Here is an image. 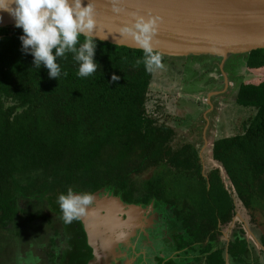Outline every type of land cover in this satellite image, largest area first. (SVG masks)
<instances>
[{
    "label": "trees",
    "instance_id": "obj_1",
    "mask_svg": "<svg viewBox=\"0 0 264 264\" xmlns=\"http://www.w3.org/2000/svg\"><path fill=\"white\" fill-rule=\"evenodd\" d=\"M22 34V28H0V237L12 231L14 238H32L39 229L41 240L47 228L54 235L53 258L61 253L54 247L60 241L70 264H88L93 257L83 223H65L58 204L71 188L168 210L175 221L173 249L189 256L188 264H228L227 258L257 264L263 235L259 252L238 234L228 242L220 238L236 216V200L246 210L264 205V81L239 84L235 103L255 114L241 133L213 143L219 168L205 174L198 149L173 148L174 131L148 113L155 69L146 70L143 50L95 40L97 71L78 77L69 53L58 61L68 75L58 80L46 68H34L33 57L22 51ZM159 55L161 64L172 58ZM237 57L248 71L264 72V49ZM150 169L149 179L138 180ZM177 183L179 194L173 191Z\"/></svg>",
    "mask_w": 264,
    "mask_h": 264
},
{
    "label": "rangeland",
    "instance_id": "obj_2",
    "mask_svg": "<svg viewBox=\"0 0 264 264\" xmlns=\"http://www.w3.org/2000/svg\"><path fill=\"white\" fill-rule=\"evenodd\" d=\"M214 59L215 56H190L189 60L181 57L167 59L162 67L156 68L154 71L146 104L148 113L156 118L159 125L162 124L174 131L173 148L188 144L198 149L205 174L212 169L219 168V164L213 161L211 156L213 143L241 133L242 126L255 114L254 109L242 108L235 103V93L239 84H259L264 81V72L248 71L242 67L241 62L244 61V58L233 55L227 59L228 61L226 60L228 74L223 71L227 76L225 84L224 74L220 70L222 59L220 62ZM224 67L225 64L223 70ZM153 171V169L148 170L138 180L149 179ZM222 174L226 186L230 188L223 169ZM176 185L173 187V191L179 194V190L182 191V189L178 183ZM191 189L195 190L194 184ZM235 204L236 216L228 227L221 229L223 236L220 241H229L234 238V234H238L246 238L259 252L262 249L259 240L262 235L264 236V205L246 210L237 200ZM150 206L152 208L145 207V209L147 210L146 216L149 213L151 217L143 216L142 219L135 222L137 234L145 235L150 240V242L140 244L143 250L139 255L145 254L144 251L147 254H152L156 248L170 245L167 240L161 241L160 237L157 238L160 235L159 230H164V227L160 226L169 221L168 216L157 213L153 209V205ZM45 213L46 216L54 219L53 214ZM42 216L45 217V215ZM145 219L152 221V224L145 222ZM11 232L6 233L5 238L0 237V257L2 258L0 264H36L38 259L31 249L41 253L40 256H43L45 264H51L46 260L52 250L49 245L50 239L54 238L49 229H44V238L41 240L38 239L37 234L42 233L43 230H34L32 238L23 237L22 239L12 237ZM169 233L170 235L174 233L171 227H169ZM157 239L158 241H156ZM139 241L140 239L134 241V249L139 246ZM57 245L56 251L61 247L60 243ZM7 247L10 248L13 256L10 254L6 256L4 248ZM24 248L25 251H23ZM55 254L56 252H53L52 255ZM62 254H65V250L58 255V258L61 257L59 261L62 264H70L71 260ZM226 260L228 264H231L228 259ZM184 261L188 264V257L172 259L173 264H185ZM40 262L44 264L41 258ZM257 264H264V261L257 262Z\"/></svg>",
    "mask_w": 264,
    "mask_h": 264
},
{
    "label": "water",
    "instance_id": "obj_3",
    "mask_svg": "<svg viewBox=\"0 0 264 264\" xmlns=\"http://www.w3.org/2000/svg\"><path fill=\"white\" fill-rule=\"evenodd\" d=\"M94 4L95 40L115 46L143 50L135 39L121 35V29L132 23L130 14L138 13L157 19L154 52L168 57H219L222 73L230 56L264 49V0H120V13L113 12L110 0H94ZM0 17V28L16 27L7 11H0ZM99 194L93 195L92 206L79 218L94 249V262L88 264H101L99 248L108 249L115 257L114 247L123 234L117 239L114 235L120 231L135 234L137 224L129 215L137 213L140 220L147 213L141 206L124 204L112 195L99 198Z\"/></svg>",
    "mask_w": 264,
    "mask_h": 264
},
{
    "label": "clouds",
    "instance_id": "obj_4",
    "mask_svg": "<svg viewBox=\"0 0 264 264\" xmlns=\"http://www.w3.org/2000/svg\"><path fill=\"white\" fill-rule=\"evenodd\" d=\"M110 2L113 12L123 11L118 6L120 0ZM0 11H7L13 17L15 26L22 28L20 41L23 53L33 57L34 68H46L49 78L59 80L62 75H68L67 72L62 73L58 61L69 53L79 65L78 77L87 78L97 71L94 0H88L87 4L84 0H0ZM130 15L132 23L121 29V35L132 37L143 49L147 71L162 67L161 56L154 52L152 46L157 19L138 13ZM85 35L86 39L81 43L80 37ZM112 79L115 81L119 77L114 75ZM93 199L92 194L77 193L71 188L66 194H60L58 204L64 222L78 220Z\"/></svg>",
    "mask_w": 264,
    "mask_h": 264
},
{
    "label": "flooded vegetation",
    "instance_id": "obj_5",
    "mask_svg": "<svg viewBox=\"0 0 264 264\" xmlns=\"http://www.w3.org/2000/svg\"><path fill=\"white\" fill-rule=\"evenodd\" d=\"M101 196L102 195H99L98 197L100 198ZM90 206H92V204ZM166 210H167V208H166ZM156 212L161 214V215L166 214L163 211H161V212L156 211ZM167 213L168 214H166V215L168 216L169 221L165 225L160 226V227H164V230H159L160 235H158L157 238L160 237L161 241L167 240V243H169L170 245H167V246L163 245L161 248H156L155 252H153L152 254H147V252L144 251L143 253H145V254L139 255V254H141V250H143L140 247V244L141 243H147L148 241L150 242V240L147 239L148 237L146 238L145 235H139V233L137 234V232L132 235L129 233L130 231H120L119 233H116V235H114L115 236L114 238L117 239L116 236L123 234V235H121V240H119V242H117L116 246L114 247L115 257L110 253V251L108 249L105 248L103 250L102 248L101 249L99 248L98 252H99V255L101 257L100 258L101 264H173L172 259L174 257H177L178 259H182L183 256H185V258L189 257V256L184 255L183 251H176L175 249H173V247L175 245L173 236H175V233L170 235L169 227H171V229L176 231L175 221L171 217L172 215L168 210H167ZM143 215L145 217L148 216L147 218L151 217V215L149 216V213L146 216V212ZM126 218H127V215L123 216L124 220H126ZM171 221H173V222H171ZM83 228H84V225H83ZM84 231H85V228H84ZM85 234L87 236L86 237L87 238V245L91 249V258L93 257V260H94V258H95L94 257V249L89 244V238H88V234L86 231H85ZM165 237H166V239H164ZM137 239H140L139 246H136V248L134 249L133 243ZM168 240H170V241H168ZM156 241H158V239ZM55 243H56V245L54 246L55 248L58 246L57 244L60 243L61 247L59 249H57V251L62 252L63 248H62L61 242L55 241ZM25 250L26 249L24 248L23 251H25ZM262 251L264 252V250H262ZM31 252L37 257V259H38L37 263L38 264H41L40 258L43 259V262L45 264V260H44L43 256L42 257L40 256L41 253L38 252V250L31 249ZM51 252H54V249H53V251L51 250L50 253ZM50 253H49L48 259H46V260H48V262H51V264H59V261L56 260L57 257L53 258V256H51ZM189 259H191V258H189ZM263 259H264V255L258 256L257 260L255 259V262L257 263V262L264 261ZM159 260H160V262H159ZM184 263L186 264V261H184ZM99 264H100V262H99Z\"/></svg>",
    "mask_w": 264,
    "mask_h": 264
},
{
    "label": "bare ground",
    "instance_id": "obj_6",
    "mask_svg": "<svg viewBox=\"0 0 264 264\" xmlns=\"http://www.w3.org/2000/svg\"><path fill=\"white\" fill-rule=\"evenodd\" d=\"M138 217V214L137 213H131L130 215H129V218H132V221L134 222V221H137L139 218H137Z\"/></svg>",
    "mask_w": 264,
    "mask_h": 264
}]
</instances>
